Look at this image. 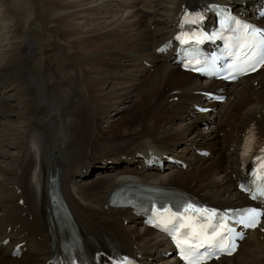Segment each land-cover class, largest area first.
Masks as SVG:
<instances>
[{
  "label": "bare ground",
  "instance_id": "obj_1",
  "mask_svg": "<svg viewBox=\"0 0 264 264\" xmlns=\"http://www.w3.org/2000/svg\"><path fill=\"white\" fill-rule=\"evenodd\" d=\"M25 1L0 0V264L52 257L51 231L59 230L47 221L51 174L73 213L75 238L99 257L117 251L140 264H181L164 235L144 226L137 212L114 207L110 196L136 182L221 208L248 203L237 184L264 150V65L227 85L181 70L157 48L178 33L190 5L209 13L211 4L244 10L264 0H48L49 23L24 12ZM19 12L42 26L67 71L49 76L53 64L35 70L33 24L21 25ZM67 76L72 86H63ZM213 90H223L226 101L211 102L205 93ZM198 105L212 110L202 113ZM212 117L230 128L226 140L212 133ZM101 148L111 152L103 158L113 156L94 177L88 167ZM117 155L120 166L110 162ZM155 159L167 161L166 170L149 163ZM19 243L22 256L14 257ZM206 264H264V219L233 256Z\"/></svg>",
  "mask_w": 264,
  "mask_h": 264
},
{
  "label": "rangeland",
  "instance_id": "obj_2",
  "mask_svg": "<svg viewBox=\"0 0 264 264\" xmlns=\"http://www.w3.org/2000/svg\"><path fill=\"white\" fill-rule=\"evenodd\" d=\"M26 1H25V7H27V8H26V10H24V12L27 11V10H29V9H30L31 12H35V13L36 12H39L40 14L43 15L44 20L49 23L50 18H51V15H50L49 10H48V7H47L48 0H26ZM20 13H22V12H19V23H21V25L26 26V25H29V23L30 24H33V25H30V33L32 34V37L35 40L36 45H37V50L35 52L37 54V56L34 58L35 70L41 72L44 69L49 68L50 65L53 64L51 66V70L52 69L53 70H52V72H50L48 74L49 76H52L53 77L56 72H61L62 73V72L67 71V69H68V62H67V60L52 45L51 38L48 37L47 35H43V33H42V26L39 25V24H37L34 21H29L30 19L27 18V17H25L23 19V16L22 15L24 13H22V14H20ZM66 78H67V81H64V82H66L67 84H65L63 86H65V87L72 86V83H70V82H72L70 76H67ZM62 91L61 92L63 93V95H65L64 96L65 99H63V102L69 101L70 98L67 97V94H66L67 90L66 89H62ZM146 102H147V100H146ZM143 107H144V105H140V107H139L140 110L138 111L139 113H141V110H142ZM180 119H181V124H183L185 122L186 117H180ZM218 120L220 121V119L217 118V117H212V119L208 118V121L211 122V125H209V126L211 127V129L214 130L212 132L213 134L216 132V133H218V135L220 137H223L226 140L227 139V133L230 132V128L228 126L223 127L224 124L221 126L222 128L219 127L221 123L219 124V121ZM217 122H218V124H217ZM202 124H203V122H200V127H202ZM213 124H215L214 128L212 126ZM189 125H190V123L189 124L187 123V126H189ZM203 126H205V125H203ZM231 137H235V133H233L231 135ZM242 137H245V135H242ZM241 142H242L241 145H243L245 143L244 138L241 140ZM184 146H187L189 149H191V145L188 144V143H184ZM231 149L232 148H230V150ZM106 150L107 149H102L101 148L99 150V152H98V155L96 156V159H94L93 161H91V163H90V165L88 167L89 168L88 169L89 172H91L92 176H94V177L96 175H100L102 173V170L104 169V168H102V170H101V167L103 166V163L102 162L104 160H108L107 158H110V157L113 156V155H111L109 157H106V159L103 158V157H105V155L107 153H111L110 151H106ZM122 157L123 156L119 157V155H117V157L116 158H113L112 159L113 161L110 160V162L112 164L119 165L118 163L119 162H122V160H123V159L121 160ZM102 177H96V178L100 179Z\"/></svg>",
  "mask_w": 264,
  "mask_h": 264
},
{
  "label": "snow or ice",
  "instance_id": "obj_3",
  "mask_svg": "<svg viewBox=\"0 0 264 264\" xmlns=\"http://www.w3.org/2000/svg\"><path fill=\"white\" fill-rule=\"evenodd\" d=\"M261 194H264V189H261ZM264 214L261 213L260 211L253 209L251 211H249V213L247 214V226L248 227H256L257 224L259 223V217ZM241 223H245V221H241ZM219 233H217L218 235ZM203 246V245H201ZM185 259H187V257H185Z\"/></svg>",
  "mask_w": 264,
  "mask_h": 264
}]
</instances>
